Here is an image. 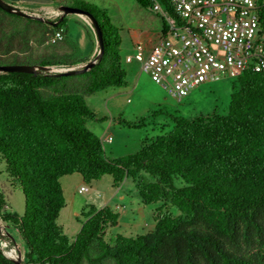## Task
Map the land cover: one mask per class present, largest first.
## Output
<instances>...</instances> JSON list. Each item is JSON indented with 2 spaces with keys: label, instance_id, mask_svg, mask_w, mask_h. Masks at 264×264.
Here are the masks:
<instances>
[{
  "label": "trees",
  "instance_id": "16d2710c",
  "mask_svg": "<svg viewBox=\"0 0 264 264\" xmlns=\"http://www.w3.org/2000/svg\"><path fill=\"white\" fill-rule=\"evenodd\" d=\"M136 1L154 12L157 3L162 6L163 34L167 18L179 23L170 0ZM63 5L97 21L104 53L96 64L74 75L0 72V155L11 185L25 199L19 215L3 210L0 194V218L25 241L26 264H264V72L247 70L231 80L226 113L187 118L160 106L153 115L167 114L171 131L112 159L86 126L87 120H105L97 118L87 98L128 86L122 38L106 9L83 0ZM8 18L23 27L12 31L9 44L17 34L27 41L26 31L34 25L50 40L64 31L70 50L33 60V66L70 69L89 62L67 38V16L44 22L0 8V24ZM74 174L87 184L110 175L114 187L132 178L144 206L160 204L154 229L137 237L118 235L110 244L106 231L118 225L120 215L106 206L82 212L85 220L71 239L58 218L67 205L61 179ZM0 264H14L1 248Z\"/></svg>",
  "mask_w": 264,
  "mask_h": 264
},
{
  "label": "rangeland",
  "instance_id": "374dc122",
  "mask_svg": "<svg viewBox=\"0 0 264 264\" xmlns=\"http://www.w3.org/2000/svg\"><path fill=\"white\" fill-rule=\"evenodd\" d=\"M67 1L70 3L75 2V0ZM98 7L108 11L112 24L119 31L122 38L120 50L122 63L128 74L127 87L107 88L87 98V103L96 112L97 118L105 120H87L86 126L101 138L105 153L109 158L119 159L136 153L143 141H150L158 135H164L171 131L173 123L167 114L153 115V111L160 106H169L187 118L202 114L207 115L215 110L219 113L228 111L232 94L231 80L202 85L200 88L193 90L187 98L178 102L170 97L149 75L143 73L138 64H127L125 62L127 55L134 52L136 44L140 43L152 47L160 40L163 34L164 16L162 14L158 15L152 9L143 8L136 0H106L102 6ZM20 8L23 9L22 11L32 10L26 13L41 17L44 22H54L58 18L57 14L61 13L60 7L55 11L56 15H47L43 11H37L34 10L35 8L27 6H20ZM1 13L6 16L5 18L10 17L4 12ZM0 25L4 31L3 33L0 32V66H33L31 64L33 60H38L52 53L62 54L70 50L64 40L52 44L50 36H43L40 30H36L35 25L26 31L27 41H24L22 36L17 34L14 37L13 44H9L8 36L12 31H22L23 27L17 21L9 18L3 23L1 22ZM67 26V38L76 43L82 52L83 58H87L91 62L97 56L99 50L97 36L91 21L85 16L72 13L67 15ZM85 65L80 64L76 68L70 69H80ZM147 180L155 181L150 176H147ZM112 183L113 180L110 175H106L101 180L93 181L90 184H78L75 180L70 194L67 180H64V187L68 193V203L61 211L58 223L64 228L67 236L72 239L80 231L81 223L85 220L82 212H88L92 209L99 210L107 204L112 207L117 205V200L113 197L116 189L112 186ZM175 183L178 186H184L181 179L175 180ZM82 186L88 190L79 192ZM121 189L123 193L140 199L132 178L125 179ZM0 194L5 202L3 210H6V212L14 210L18 214H24V196L11 185L6 175V163L1 155ZM138 203H134L132 216H129L126 211L122 212L118 225L107 229L105 239L110 244L114 243L118 235L137 237L154 229L153 215L160 204L138 207L136 205ZM119 207H122V205H119ZM171 211L174 215L179 214L177 209ZM74 213H78L79 216L76 217ZM7 233H12L14 239H9ZM10 240L16 243V248L12 246ZM6 241L8 242L7 248L4 247ZM0 248L7 257L17 260L20 256L22 263L26 264L27 246L25 241L18 231L2 221L1 218ZM13 249L17 251L18 255L10 252ZM11 254L14 257H11Z\"/></svg>",
  "mask_w": 264,
  "mask_h": 264
},
{
  "label": "built area",
  "instance_id": "2783aa9c",
  "mask_svg": "<svg viewBox=\"0 0 264 264\" xmlns=\"http://www.w3.org/2000/svg\"><path fill=\"white\" fill-rule=\"evenodd\" d=\"M170 1L179 23L167 18V30L155 45L138 43L125 59L138 64L170 97L181 102L202 85L236 79L247 70L264 72V0ZM154 10L164 15L159 3ZM63 39L59 30L51 43ZM66 70L50 67L45 72Z\"/></svg>",
  "mask_w": 264,
  "mask_h": 264
},
{
  "label": "crops",
  "instance_id": "0c3cea01",
  "mask_svg": "<svg viewBox=\"0 0 264 264\" xmlns=\"http://www.w3.org/2000/svg\"><path fill=\"white\" fill-rule=\"evenodd\" d=\"M4 1L7 2L8 4H11L13 6H16L19 9H21L20 6H27L29 8H35L34 10H37V11L38 10L39 11H43L47 15H55V11L58 10V8L61 7L63 5V2L66 1V0H4ZM83 1L88 2L90 4H93L95 6H102L103 3L106 0H83ZM21 10H23V9H21ZM31 11L32 10L24 11V12H31ZM75 175H79V174L65 176V177H63L61 179V183H62L64 192H65V196H66V199H67V203H68V193H67V191H66V189L64 187V180H67V184H68V187H69L68 190L70 189V194H71V191L73 189V184H74V181L75 180H77L78 184L79 183H85L81 175L80 176H75ZM121 185L119 187H114L113 186V183H112V186L116 189V193L114 194L113 197H115V199L117 200V203H116L117 205H115V207H112L109 204L105 205V207L106 206H109L115 212L119 213V215H120L119 222L121 220V213L122 212H125L126 211V213L129 216H132V214L134 212V203L135 202L138 203V201H139L140 205H139V203L136 204L138 207L141 206V205H143L140 199L134 198L131 195H128L126 193H123L122 192V189H121ZM79 192H80V189H79ZM119 205H122V207H119ZM10 211H12V213H16L14 210H10ZM84 212H87V211H84ZM19 215H21V214H19ZM74 215L76 217L79 216L78 213H74ZM16 231H18V230H16ZM7 234H8L7 236H8L9 239H14L12 233H7ZM74 238H72V239H74ZM10 242L12 243V246L16 247V243H13L11 240H10Z\"/></svg>",
  "mask_w": 264,
  "mask_h": 264
},
{
  "label": "water",
  "instance_id": "95a60500",
  "mask_svg": "<svg viewBox=\"0 0 264 264\" xmlns=\"http://www.w3.org/2000/svg\"><path fill=\"white\" fill-rule=\"evenodd\" d=\"M0 8L7 13L16 14L18 16H22L26 18H33V19L43 21V18L28 14L22 11L21 9L4 2L3 0H0ZM59 9L62 12V16H67L69 14L75 13V14H80L82 16H85L91 21L92 26L97 36L99 50H98L97 56L91 62L86 64L83 68L67 69L64 72L58 73V75H74V74L86 72L96 64V62L102 57L104 53V43H103V38H102L100 27L97 21L89 13L82 12L78 9L71 8V7L64 6V5L61 6ZM45 70H46L45 67H35V66H26V65L0 66L1 73L19 72V73L36 74V73H40ZM13 261H14V264H23L20 257L17 260H13Z\"/></svg>",
  "mask_w": 264,
  "mask_h": 264
}]
</instances>
